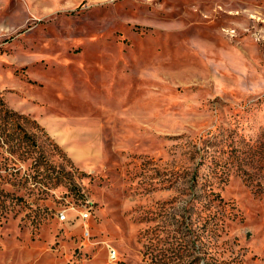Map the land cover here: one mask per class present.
Segmentation results:
<instances>
[{
  "label": "rangeland",
  "instance_id": "374dc122",
  "mask_svg": "<svg viewBox=\"0 0 264 264\" xmlns=\"http://www.w3.org/2000/svg\"><path fill=\"white\" fill-rule=\"evenodd\" d=\"M0 264H264V0H0Z\"/></svg>",
  "mask_w": 264,
  "mask_h": 264
},
{
  "label": "built area",
  "instance_id": "2783aa9c",
  "mask_svg": "<svg viewBox=\"0 0 264 264\" xmlns=\"http://www.w3.org/2000/svg\"><path fill=\"white\" fill-rule=\"evenodd\" d=\"M81 216L85 218V217H87V213H86V212L81 213ZM59 218H60V219L65 218V214H64V213H61V214L59 215ZM110 255H113V253L110 252Z\"/></svg>",
  "mask_w": 264,
  "mask_h": 264
}]
</instances>
